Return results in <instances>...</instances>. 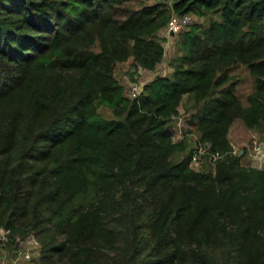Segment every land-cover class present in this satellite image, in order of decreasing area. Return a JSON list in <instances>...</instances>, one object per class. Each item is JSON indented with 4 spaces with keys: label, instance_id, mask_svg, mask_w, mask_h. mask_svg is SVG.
I'll return each mask as SVG.
<instances>
[{
    "label": "trees",
    "instance_id": "1",
    "mask_svg": "<svg viewBox=\"0 0 264 264\" xmlns=\"http://www.w3.org/2000/svg\"><path fill=\"white\" fill-rule=\"evenodd\" d=\"M130 2L0 0L6 244L33 236L39 264H264V171L227 138L237 118L264 133V0ZM170 12L215 17L180 32L169 76L123 95L115 63L152 70ZM238 64L253 79L244 106ZM183 95L206 172L188 166L193 149L170 159L185 147L169 123Z\"/></svg>",
    "mask_w": 264,
    "mask_h": 264
},
{
    "label": "rangeland",
    "instance_id": "2",
    "mask_svg": "<svg viewBox=\"0 0 264 264\" xmlns=\"http://www.w3.org/2000/svg\"><path fill=\"white\" fill-rule=\"evenodd\" d=\"M155 0H131L129 3L131 7L137 6L139 3L149 4ZM169 4L170 0H162ZM171 13V12H170ZM170 15V14H169ZM173 15H178V13H173ZM191 20L188 24L192 22H198L202 25L206 23L207 18H214L213 14H205L204 16H193L191 15ZM186 27H180L172 31L171 35L165 33L163 29L157 32V38H159L160 43L163 47V56L159 63L155 65L152 70H144L140 67H137L132 60V57H129L126 61L117 62L113 67V76L116 82L121 86L123 95H127L128 85L131 82L140 85L144 81L149 80L154 75H170L172 71V64L175 62L176 57L180 55V50L178 47L179 34ZM94 49H97L96 46ZM228 74L230 75L231 80L235 81L233 93L241 105H245V96L253 88V79L249 76L247 69L243 65H235L229 68ZM197 105H193L190 98L186 95H183L179 105L177 106V114L173 116L170 120V129H171V139L172 140H183L185 142V147L181 152L174 153L170 159L178 160L181 159L184 154L188 153L190 150L195 149L198 145L197 133L190 126L189 120L192 114L196 111ZM98 113L104 118H111L112 114L108 108L104 105H97ZM227 138L230 143L232 152L237 153L240 151L239 163L243 166H252L259 168L264 171V133L260 128H246L240 119H234L228 129ZM252 142H257L258 145H261L263 149L261 150L262 154L252 155L249 148L251 149ZM192 154V152H191ZM188 165L190 163L188 162ZM192 166V165H190ZM211 167V159H208L206 155L201 156L195 166L192 167L194 170L208 171ZM4 242H0V246ZM17 250L21 253L27 255V258H24L21 254L17 255V260L13 264H18L21 262H31L35 261L39 264L37 251L39 249L38 243L35 238L31 235L21 239L19 245L15 244ZM14 248L11 243L6 244L3 248L0 247V250L8 251V253ZM11 255V252L9 253ZM31 254L33 259H31ZM10 257V256H9ZM24 264V263H23Z\"/></svg>",
    "mask_w": 264,
    "mask_h": 264
},
{
    "label": "built area",
    "instance_id": "3",
    "mask_svg": "<svg viewBox=\"0 0 264 264\" xmlns=\"http://www.w3.org/2000/svg\"><path fill=\"white\" fill-rule=\"evenodd\" d=\"M191 20V16L188 13H182V14H178V15H173V13L171 12L166 23L165 26L163 28L165 33H169L172 32L176 29H179L180 27H183L185 25H187L189 23V21ZM128 89H127V95L129 97H134L139 93V85H137L134 82H131L128 85ZM251 149L250 153L254 156L256 155H260L262 154L261 150L263 149V147L261 145H258L257 142H252V145L250 146ZM206 148L207 145L202 144V145H198V147H196L195 149L192 150V154L190 155L189 158V163L190 165H188L190 168H192L193 166H195L196 162H198L199 158H201V156L205 155L206 153ZM208 159H211L210 155L207 156ZM6 234H7V230L1 229L0 228V242H4L1 247L3 248L6 244L7 238H6ZM20 240H18L17 238H15V243L19 245ZM16 245H14V248L10 251L11 252V256L10 259L8 261V263H6L4 261V259L6 258L7 252L4 250H0V264H13L17 259V255H22L24 258H27V255L21 253L19 250H17Z\"/></svg>",
    "mask_w": 264,
    "mask_h": 264
},
{
    "label": "crops",
    "instance_id": "4",
    "mask_svg": "<svg viewBox=\"0 0 264 264\" xmlns=\"http://www.w3.org/2000/svg\"><path fill=\"white\" fill-rule=\"evenodd\" d=\"M145 82V81H144ZM6 245V244H5ZM1 247V246H0ZM7 252V255H6V258L4 259V261L6 262V263H8V261H9V259H10V257L9 256H11L9 253H8V251H6ZM33 257L34 256H32V254H31V259H33ZM36 258H38V255H36ZM38 264L37 262H35V261H31V262H21V261H19V263L18 264Z\"/></svg>",
    "mask_w": 264,
    "mask_h": 264
},
{
    "label": "water",
    "instance_id": "5",
    "mask_svg": "<svg viewBox=\"0 0 264 264\" xmlns=\"http://www.w3.org/2000/svg\"><path fill=\"white\" fill-rule=\"evenodd\" d=\"M171 33H172V32H170V35H171ZM239 154H240V151H238V152L236 153V156H239Z\"/></svg>",
    "mask_w": 264,
    "mask_h": 264
}]
</instances>
